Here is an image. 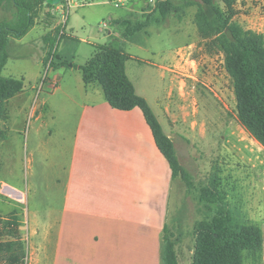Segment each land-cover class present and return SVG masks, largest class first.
Returning a JSON list of instances; mask_svg holds the SVG:
<instances>
[{"label":"rangeland","instance_id":"rangeland-1","mask_svg":"<svg viewBox=\"0 0 264 264\" xmlns=\"http://www.w3.org/2000/svg\"><path fill=\"white\" fill-rule=\"evenodd\" d=\"M97 1L105 0H75L71 9L62 3L53 9L41 8L35 28L24 38L15 40L3 71L7 78L24 81L21 97L11 99L7 103L8 117L0 118V214L9 217L16 212L20 219L24 264L41 261L38 251L36 256L32 255L41 247L43 232L39 226V236H31L34 221L47 225L49 220L55 222L58 217H64V192L57 187L49 191L46 186L63 173L64 165L73 158L70 152L62 157L58 152L60 144L56 142L50 164L45 160L42 141L33 135L37 128L33 108L50 97L53 90L52 67L42 63L49 54L44 36L48 33L56 36L57 29L61 28L63 38L54 48L55 63L68 60L70 68L65 67L66 78L82 80L78 68L93 56L96 45L110 42L108 32L112 28L105 29L104 23L118 15L122 20L136 22L145 21L151 14V24L134 40H124V28H116L120 33L118 45L132 57L126 62L129 79L137 93L150 104L193 183L188 191L186 184L177 178L174 204L166 210L163 200V210L157 206L152 208L156 213L161 210L164 214L166 210L163 237L166 232L173 239H179L176 246L179 263L192 262L195 227L204 219L200 193L215 172L219 173L221 185L228 193L227 199L241 214L259 206L258 222L264 230V147L238 120L234 86L225 69L224 55L201 37L196 25L197 6L186 7L163 20L154 11L155 0H123L121 8L115 6L118 2L115 0ZM215 1L222 5L220 0ZM130 10L132 15H128ZM235 10V22L264 35V0H238ZM8 17L9 13L0 11V20ZM55 74L62 73L57 70ZM41 136L45 137V133ZM163 160L167 167L164 156ZM165 179L163 176V187ZM11 186L23 192V200L9 193ZM153 218L159 220L157 215ZM7 239L10 237L4 238ZM147 264H159L156 253Z\"/></svg>","mask_w":264,"mask_h":264},{"label":"crops","instance_id":"crops-1","mask_svg":"<svg viewBox=\"0 0 264 264\" xmlns=\"http://www.w3.org/2000/svg\"><path fill=\"white\" fill-rule=\"evenodd\" d=\"M115 2L117 8L124 6L120 4L123 0ZM132 14L130 10L128 15ZM123 20L118 15L104 23L105 29L112 28L110 41L120 39L116 28L122 27L117 23ZM52 70V93L33 108L37 126L33 135L42 141L47 162L55 154L56 142L62 157L70 152L73 158L69 156L63 173L46 186L49 191L57 187L64 192V217L49 220L47 225L35 220L31 226L32 237L39 236V226L43 228L41 247L32 252L41 256L35 264H147L155 253L160 264L166 210L177 200V178L168 162L166 167L142 111L114 109L98 84L86 85L83 76L82 80L66 78L64 66ZM57 70L62 74H55ZM163 176L167 179L164 187ZM9 193L24 198L17 187H9ZM163 200L164 214L156 213L152 208L160 209ZM227 201L235 217L261 223L259 206L241 214Z\"/></svg>","mask_w":264,"mask_h":264},{"label":"trees","instance_id":"trees-1","mask_svg":"<svg viewBox=\"0 0 264 264\" xmlns=\"http://www.w3.org/2000/svg\"><path fill=\"white\" fill-rule=\"evenodd\" d=\"M152 1V0H149ZM156 12L165 20L186 7L197 6L196 25L201 37L209 41L224 55L225 69L232 79L237 103L238 120L242 127L264 147V35L245 29L234 21L238 0H155ZM55 6L46 0H0V11L10 17L0 20V118L8 117L7 103L24 90V81L7 78L3 71L11 58L15 40L24 38L37 25L41 8ZM151 14L145 21L124 19L118 22L124 28V40H134L151 24ZM47 34L45 42L49 54L45 64L66 67L68 61L55 63L54 48L63 35ZM60 35V36H59ZM113 39L96 45L92 58L78 69L86 85L98 84L103 89L109 105L120 111L140 109L149 125L157 148L167 160L173 178H180L190 191V175L182 167L172 140L148 101L137 94L126 72L130 56ZM1 164V150H0ZM215 172L202 188L199 201L204 209V219L195 227V250L191 264H264L263 225L237 218L229 209L227 191ZM20 219L16 212L9 217L0 214V264H24L25 246L20 234ZM166 230V229H165ZM165 232V231H164ZM5 237L10 239L4 240ZM179 239L166 234L162 240L163 264H179L176 246Z\"/></svg>","mask_w":264,"mask_h":264},{"label":"built area","instance_id":"built-area-1","mask_svg":"<svg viewBox=\"0 0 264 264\" xmlns=\"http://www.w3.org/2000/svg\"><path fill=\"white\" fill-rule=\"evenodd\" d=\"M75 0H62V6L63 5H66L67 7H68V9L70 8L71 9V7H72V3L74 2ZM78 4V3H77ZM79 6H80V4H78ZM118 6V5H117ZM50 65V64H49Z\"/></svg>","mask_w":264,"mask_h":264},{"label":"water","instance_id":"water-1","mask_svg":"<svg viewBox=\"0 0 264 264\" xmlns=\"http://www.w3.org/2000/svg\"><path fill=\"white\" fill-rule=\"evenodd\" d=\"M62 0H46V4L52 5V6H58L61 4Z\"/></svg>","mask_w":264,"mask_h":264}]
</instances>
